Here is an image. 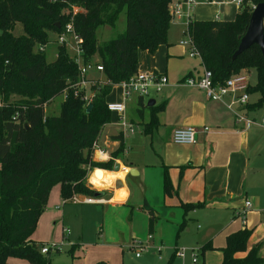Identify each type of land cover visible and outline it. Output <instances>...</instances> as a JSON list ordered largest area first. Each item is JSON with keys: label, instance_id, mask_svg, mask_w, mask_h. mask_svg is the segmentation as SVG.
<instances>
[{"label": "trees", "instance_id": "16d2710c", "mask_svg": "<svg viewBox=\"0 0 264 264\" xmlns=\"http://www.w3.org/2000/svg\"><path fill=\"white\" fill-rule=\"evenodd\" d=\"M173 2L0 0V101L4 102L0 107V264H9L11 259L51 264L38 249L33 235L56 186L62 200L74 195H100L88 183L89 171L113 170L124 151L119 135L113 137L120 145L111 158L103 163L93 161V145L112 117L106 99L113 87L127 82L139 71L140 52L153 55L159 47L169 45ZM261 3L264 0H246L233 20H193L188 29L189 38L204 68L213 74L215 84L222 85L231 77L256 72L257 83L250 86L248 93L258 97L254 103H248L246 108L250 111L264 106V58L258 46H252L236 59L233 55L248 28L254 7ZM40 7L49 12L61 10L62 15L35 14ZM73 11L82 57L85 63L102 66L103 73L98 78L102 84L94 87L96 95L89 106L69 90L59 114L46 116L45 108L79 80L77 66L64 45L58 48L53 62H48L44 53L50 34H61L71 22ZM123 12L126 15L123 33L100 42L99 29L115 28ZM17 22L23 25L22 36L13 33ZM139 99V116L145 110L150 111L145 132L151 134L159 125L158 115L164 107L147 108ZM164 187L166 193L172 188L167 176ZM182 206L186 212L198 207ZM144 210L152 226L157 217L150 207L144 206ZM250 236L247 229L229 235L222 249V264H264L258 247L248 249ZM212 249L208 242L200 251ZM244 253L245 257L238 256Z\"/></svg>", "mask_w": 264, "mask_h": 264}, {"label": "crops", "instance_id": "0c3cea01", "mask_svg": "<svg viewBox=\"0 0 264 264\" xmlns=\"http://www.w3.org/2000/svg\"><path fill=\"white\" fill-rule=\"evenodd\" d=\"M180 1L182 0H174V3ZM217 19L220 20V17L214 18V20ZM193 20L199 19L193 14ZM180 46L178 50L171 52L164 72H158L156 68L145 65L139 67L140 72L147 70L167 76L169 83L163 88L166 100L160 103L154 100L157 107L162 105L164 107L163 112L158 115V127L151 134L145 132V125L150 120V111L145 110L149 112V117L145 118L144 111L139 116L140 122L137 123L141 125V130L144 128V136L141 138L139 136L136 138L122 137L123 155L116 161H120V166L128 167L129 172L131 169L136 170L134 175H130L128 172L125 176L124 184L128 189L126 200L122 203H108L107 201L111 199L114 190L97 191L94 188L100 195L91 198H103L102 204H86L85 200L89 197L82 195H78L77 198L81 201L80 204L87 208L102 206L107 213H110L111 217H120L119 222L122 227L148 228L150 234L154 235L155 241H158L157 232H160L163 227V225H158L160 220L158 211L163 212L164 221L181 223L180 231L189 228L192 221L204 222V218L214 216L217 223L212 224L213 227L210 228L213 233L209 238H204L197 243H204L202 244L204 246L211 242L214 249L222 250L226 246L229 235L247 229L251 232L248 249L255 246L260 250L261 247H264V199H262L264 194L256 193L253 182L258 181L255 165L257 166L259 162L264 163V158L260 159L262 155L260 141L263 139L252 127L244 128L243 125L236 124L233 113L224 104L211 101L203 91L182 84V81L188 77H199L205 68L200 58L191 57L186 46L181 44ZM172 58L182 60L180 63H175L176 70H173V64L169 70ZM172 62H176V60ZM95 76L99 78V76ZM133 98L136 111H138L141 107L140 99ZM142 100L146 105L145 99ZM106 101L115 103L108 99ZM129 104L130 101L126 103L127 119ZM256 111L247 109L245 114L249 117ZM131 124L135 128L136 123L131 120ZM187 127L196 129V143L193 145L175 144L172 141L173 132L176 129ZM106 129L107 133L105 134ZM120 132L117 117L112 115L110 123L105 125L98 140L100 149L107 152L110 158L111 153L120 145V141L113 137L121 136ZM148 145L149 148L146 150ZM137 149L140 151L135 153L134 151ZM93 161L103 163L96 159L95 154H93ZM166 176L172 187L169 193H166L164 187ZM122 186L120 181H116L114 189H119ZM57 194L61 198L60 188ZM246 200L251 202L252 207L246 213V224L244 225L240 215L244 212ZM185 204L198 207L186 212L182 206ZM144 206L150 207L157 217L152 226L150 216L144 210ZM77 212L80 211L68 209L65 212L62 208L59 217L62 227L70 230L68 225H71V217L73 213L75 215ZM208 212L212 215H209ZM122 217L127 219V223L122 220ZM107 241L109 240L99 245L102 250L115 253V255L120 253L116 244ZM152 241H154L153 237ZM177 249L173 253L175 257L178 256L177 252H180ZM261 254L264 256L263 251ZM173 255L168 263H172L174 260ZM219 255L218 251L206 253L205 264H220L223 254L221 258L218 257ZM238 256L245 257L246 253ZM195 261L199 264L198 260L195 259Z\"/></svg>", "mask_w": 264, "mask_h": 264}, {"label": "rangeland", "instance_id": "374dc122", "mask_svg": "<svg viewBox=\"0 0 264 264\" xmlns=\"http://www.w3.org/2000/svg\"><path fill=\"white\" fill-rule=\"evenodd\" d=\"M196 2L197 4L193 8L192 15L194 14L199 20L209 21L214 20L215 17L219 16L221 21H230L233 20L239 12V8L235 5L234 0H196ZM50 12L52 13L56 11ZM50 12L41 7L35 10V14L43 17H50ZM54 15L55 17H61V10L60 12H56ZM125 28L126 15L125 12H123L115 28L103 27L99 29L98 39L100 42L112 39L118 34L123 33ZM13 33L15 36H22L24 34V28L20 22L16 23ZM60 36L61 35L57 33L50 34V43L47 44L44 51L48 62H53L57 58L58 48L61 46L58 43ZM64 40L66 41L64 46L67 53L70 57L75 58L77 56L78 45L75 43L73 35L65 34ZM182 40L187 42L188 46L185 48L190 50L191 47L189 46L190 43L186 24H184V22L173 21L168 33L169 46L159 47L153 55L148 52H143L141 55L139 54L141 67L145 65L146 67L156 68L158 72H164L168 65L171 52L178 50L181 47L180 41ZM193 58L198 59V57ZM174 60H176V62H172ZM180 61L182 60L172 58L169 64V70L171 68V64L174 66L173 70H176L175 63H180ZM142 72L152 71L143 70ZM255 73V71H250L248 75L250 76L251 87H254L257 83V76ZM163 94V88L159 92L152 91L150 95L145 98L146 106L151 99L158 103L166 100L164 99ZM257 97V95L251 94L249 102L254 103ZM64 99L65 95L62 94L50 105H48L45 108L46 116L58 115ZM107 99L109 101L122 102L123 89L121 85L113 87ZM133 99L134 98L131 99L132 101L130 100V104L128 106L129 111L127 120L129 123H131V120L136 123L134 128L135 135L130 136V134H125V137L128 136V138H136L139 136L141 138L144 136V128L141 130V125L137 124L140 121L139 115L136 111V104ZM1 103L4 105V102ZM144 116L147 119L149 117V112L145 111ZM249 117L252 120L258 119V121L264 119V106L257 109L256 113L249 115ZM252 128L258 131L259 136L263 139L260 141L262 148V155L260 159H262L264 158V128L258 125H254ZM106 133L107 129L105 130V134ZM148 148L149 145L146 146V150H148ZM138 151H140V149H137L134 152L136 153ZM255 167L257 169L256 177L258 178V181H254L253 185L255 186L256 193L264 194V163L259 162V164L257 166L255 165ZM58 191L59 186H56L52 190L47 209L39 219L36 231L33 235V240L37 243L40 251L45 245L49 247L55 245L60 250L56 251L53 249L49 254L43 255V257L46 260H49L51 264H169L168 261L175 252L176 248L180 251L184 250L186 255L184 258L176 256L171 264H194L193 262L195 259L198 260L199 264H205V254L214 251L220 252L218 257H222V250L213 248L212 250L203 253L200 249L203 247L202 244L204 243H197L204 238H209V236L213 233L210 228L213 227L212 224L217 223V219L214 216L204 218V222L200 220L192 221L190 223V227L184 228L181 232V223H168L164 221L163 212L157 210L160 216L158 225H163V227L160 232H157L158 241H155L154 235L150 234L148 228L133 229L131 227H122L119 222L121 218L111 217L110 213H107L106 209L102 206L87 208L82 204H64L63 200L59 198L57 194ZM262 199H264V197ZM58 207L61 209L58 210ZM62 208L65 212L68 209L71 211H80L75 213V215L73 213L71 217V225H68L71 230L70 235L63 233L62 224L59 222ZM208 214L212 215L210 212H208ZM122 218V220L127 223V219L124 217ZM152 237L154 238V241H152ZM106 240H109L107 242L116 244L120 253L115 255V253H108L102 250L99 245L104 243ZM133 244H135V246H133ZM262 251L264 253V247H261L259 250V254L264 260V256L261 254ZM137 254L139 255L138 258L136 257ZM221 261H223V258ZM9 264L31 263L24 260L12 259ZM220 264H222V262Z\"/></svg>", "mask_w": 264, "mask_h": 264}, {"label": "built area", "instance_id": "2783aa9c", "mask_svg": "<svg viewBox=\"0 0 264 264\" xmlns=\"http://www.w3.org/2000/svg\"><path fill=\"white\" fill-rule=\"evenodd\" d=\"M246 0H234L235 5L241 9ZM197 4L196 0H182L180 2H173L171 5V15L172 21H181L186 24L187 34L189 25L193 21V8ZM255 8V7H254ZM74 11L72 12L71 22L65 25L62 33L60 34L59 44L65 45L66 41L64 40L65 34H72L75 40V43L78 45L77 56L73 58V62L77 66L79 73V80L75 84L70 85L65 91V98L67 93L72 91L75 97L81 98V100L89 106L96 92L93 91L94 87L102 84V81L98 79L95 75H101L103 73V68L101 65H96L92 63H85L84 58L82 57L81 50V38L76 33L74 27ZM219 20V19H217ZM189 38V35H188ZM190 43V56L200 58L199 53L195 49L192 41L189 38ZM180 44L182 46H188L186 41H181ZM201 59V58H200ZM169 83L167 76L160 75L155 72H140L138 71L133 77H131L127 82H123L121 87L123 89V101L122 102H113L109 103L106 101L107 111L112 115H116L117 117V125L120 127V133L122 137H125V134H134V126L128 122L126 117V103L130 101L133 97H138L141 99L147 98L152 91L159 92L162 88L166 87ZM183 85L188 87L197 88L205 93L207 98L211 101H216L224 104L228 110H230L236 120V124L243 125L244 128H251L254 125H258L264 128V119L252 120L249 119L244 109L247 107L250 95L248 90L250 88V77L248 74L234 76L228 79L224 84L219 85L215 84L213 81V74L204 69L202 74L199 77H188L182 81ZM110 105H122V107H110ZM0 107H2V103L0 102ZM194 133V135H191ZM191 136V138H190ZM172 141L177 145H193L196 143V129L193 127L180 128L176 129L172 135ZM100 149L98 141L93 145V154L96 153V150ZM104 152V151H103ZM93 158V155H92ZM92 171H89L91 174ZM89 174V175H90ZM93 188V186H92ZM63 203H73L80 204L81 201L74 195L72 198L63 200ZM86 204H102L99 202L98 198H87L85 200ZM251 202L245 201V209L244 212L241 213V218L243 220V224H246V213L251 209ZM60 207H58L59 209ZM63 233L69 235L70 230L63 226ZM139 245V244H137ZM136 245V246H137ZM135 246V245H133ZM134 248V247H133ZM53 249L56 251H60L55 245L49 247L47 245L43 246L41 249L42 254H48ZM177 255L181 258H184L185 252L180 251L177 252ZM138 258L139 255L137 254ZM196 261L194 260V263Z\"/></svg>", "mask_w": 264, "mask_h": 264}, {"label": "clouds", "instance_id": "9594fccd", "mask_svg": "<svg viewBox=\"0 0 264 264\" xmlns=\"http://www.w3.org/2000/svg\"><path fill=\"white\" fill-rule=\"evenodd\" d=\"M110 107H122V105H110ZM191 135H194L192 133ZM191 138V136H190ZM95 157L99 161L106 162L110 159V156L107 152H103L99 149L96 150ZM117 164L120 161H116ZM129 172V168L121 165L120 169L117 170H109V169H101L95 168L92 170L91 174L88 176V183L93 186V188L97 191L113 189L114 194L111 199L107 201L108 203H122L126 200L128 196L127 186L124 184L125 176ZM116 181H120L123 185L119 189H114V185ZM99 202L103 203V198L99 199Z\"/></svg>", "mask_w": 264, "mask_h": 264}, {"label": "water", "instance_id": "95a60500", "mask_svg": "<svg viewBox=\"0 0 264 264\" xmlns=\"http://www.w3.org/2000/svg\"><path fill=\"white\" fill-rule=\"evenodd\" d=\"M58 27H60V24H58ZM252 46H258L261 50V53L264 58V3L258 4L255 6L250 22L248 25V28L244 34V36L241 38L239 46L237 51L233 55V59H236L238 56L243 54L245 51L250 49ZM155 105L154 100H149L147 106L152 107ZM91 110V107L87 109L89 112ZM120 164H115L113 170H119ZM136 170H130L129 174L134 175ZM98 196V195H96Z\"/></svg>", "mask_w": 264, "mask_h": 264}]
</instances>
